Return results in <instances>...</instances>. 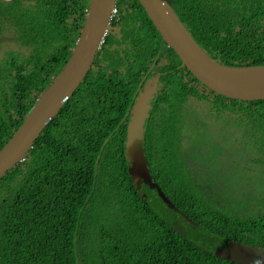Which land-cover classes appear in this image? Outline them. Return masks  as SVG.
<instances>
[{"label":"trees","instance_id":"trees-1","mask_svg":"<svg viewBox=\"0 0 264 264\" xmlns=\"http://www.w3.org/2000/svg\"><path fill=\"white\" fill-rule=\"evenodd\" d=\"M168 1L211 58L264 65V0ZM87 4L0 0V149L69 59ZM115 6L119 19L112 25L124 55L110 50L115 34L108 33L71 98L0 179V264H236L215 257L214 249L229 240L264 249V200L243 211L215 209L186 182L189 155L181 137L185 128L231 115L247 123L245 134L260 141L264 156V100L236 101L208 90L179 68L138 0ZM160 59L163 87L148 134L155 142L145 143V156L163 193L193 225L147 186L142 197L124 156L128 112ZM193 103L198 108L187 122Z\"/></svg>","mask_w":264,"mask_h":264},{"label":"water","instance_id":"water-1","mask_svg":"<svg viewBox=\"0 0 264 264\" xmlns=\"http://www.w3.org/2000/svg\"><path fill=\"white\" fill-rule=\"evenodd\" d=\"M146 15L166 45L180 60V67L186 68L204 87L213 93L236 101L264 100L263 66H227L211 58L192 38L183 26L168 0H138ZM116 0H89L87 14L79 37L66 64L41 93L21 125L0 149V179L22 162L32 149L43 130L51 123L65 103L82 82L106 35L110 11ZM151 90L148 85L139 94L127 125L124 142V156L128 174L136 190L141 184L156 190L158 197L169 208L182 215L157 183L152 181L145 149L143 124L149 117L148 100ZM141 196H145L140 193ZM184 220L194 224L188 217ZM175 231H178L174 227ZM215 257L236 264H264V249L229 240L224 246L214 249Z\"/></svg>","mask_w":264,"mask_h":264},{"label":"rangeland","instance_id":"rangeland-1","mask_svg":"<svg viewBox=\"0 0 264 264\" xmlns=\"http://www.w3.org/2000/svg\"><path fill=\"white\" fill-rule=\"evenodd\" d=\"M86 1L89 5V0ZM15 46L22 49L17 42ZM197 108L195 103L186 107L184 116L187 122L195 117ZM201 126V129L188 128L181 132V137L187 139L183 141L186 144L182 150L189 155L183 160L186 182L196 186V192H203L215 209L243 211L248 205L259 204L261 207L264 200V156L260 141L255 143L245 134L249 128L247 123L244 126L230 115ZM176 165L183 168L180 159ZM154 205L155 208L159 206L158 202ZM168 217L176 220L175 216ZM179 225L182 227V223Z\"/></svg>","mask_w":264,"mask_h":264},{"label":"flooded vegetation","instance_id":"flooded-vegetation-1","mask_svg":"<svg viewBox=\"0 0 264 264\" xmlns=\"http://www.w3.org/2000/svg\"><path fill=\"white\" fill-rule=\"evenodd\" d=\"M116 7V6H115ZM116 9H117V7H116ZM118 9H117V14H116V16L114 17V18H111V20L109 21V25H108V29H107V32H106V35H105V37L108 35V33H114L115 34V37L114 38H112L111 39V42H110V50H115V51H119V53H120V55H124V50H123V48H125L124 46H123V44H118V40L121 38L120 37V35H119V30H118V27L117 26H115V25H112V23L114 22V21H118ZM105 37H104V41H105ZM104 41H103V43H104ZM103 43H102V45H103ZM102 45H101V47H102ZM101 47H100V49H101ZM130 48V47H129ZM99 49V50H100ZM98 53V52H97ZM158 65H161V59H160V61L156 64V67H154L153 69H150L149 70V75L148 76H146L144 79H143V83H142V85H141V89L138 91V93H137V96L135 97V100H134V103L132 104V106H131V108H130V110H129V112H128V115H129V120H128V123H129V121H130V117H131V115H132V109H133V106H134V104H135V102H136V99H137V97L139 96V94L140 93H142V91H143V88L145 87V86H147L148 85V87H149V89L151 90V97L149 98V100H148V105L150 106V110H149V117L145 120V122H144V124H143V127H144V136H145V138H144V140H143V142H142V146H143V148L145 149V152H146V142H147V144H148V146L149 147H151V146H153V144H152V141H154L155 142V139H153L152 140V136H150V135H148L149 134V132H151V128H150V117H151V113L154 111V108H155V101H156V99L158 98H161V89H162V87H163V85H162V83H161V75L163 74L162 72H161V70H160V66L159 67H157ZM179 68H181L180 66H179ZM161 108V107H160ZM159 112L161 113V110L159 109ZM128 123H127V125H128ZM185 129H188V128H185ZM126 130H127V127H126ZM186 138H182V143L185 145L186 143H184L183 141L185 140ZM187 140V139H186ZM145 154V153H144ZM146 157V156H145ZM146 159H147V157H146ZM147 161H148V159H147ZM148 165H149V163H148ZM147 165V167H148V169H149V173H150V175H151V178H152V181H154L155 183H157L156 181H155V177H154V175H153V173L151 172V169H150V167ZM127 169H128V167H127ZM131 178V177H130ZM132 181V180H131ZM135 186V185H134ZM159 186V185H158ZM149 189V188H148ZM161 189V188H160ZM142 190H146V185L145 184H141V188H140V190L138 191L137 190V192H144V191H142ZM149 190H151V189H149ZM152 192H157L156 190H151ZM139 193V194H140ZM142 194H144V195H146L145 193H142ZM142 197H145V196H142Z\"/></svg>","mask_w":264,"mask_h":264},{"label":"built area","instance_id":"built-area-1","mask_svg":"<svg viewBox=\"0 0 264 264\" xmlns=\"http://www.w3.org/2000/svg\"><path fill=\"white\" fill-rule=\"evenodd\" d=\"M5 1H10V0H5ZM117 14V9L115 6L112 7L111 11H110V19L114 18Z\"/></svg>","mask_w":264,"mask_h":264},{"label":"clouds","instance_id":"clouds-1","mask_svg":"<svg viewBox=\"0 0 264 264\" xmlns=\"http://www.w3.org/2000/svg\"><path fill=\"white\" fill-rule=\"evenodd\" d=\"M11 1V0H10ZM114 6H115V4H114ZM111 19L109 18V21H110Z\"/></svg>","mask_w":264,"mask_h":264},{"label":"bare ground","instance_id":"bare-ground-1","mask_svg":"<svg viewBox=\"0 0 264 264\" xmlns=\"http://www.w3.org/2000/svg\"><path fill=\"white\" fill-rule=\"evenodd\" d=\"M143 92V91H142Z\"/></svg>","mask_w":264,"mask_h":264}]
</instances>
